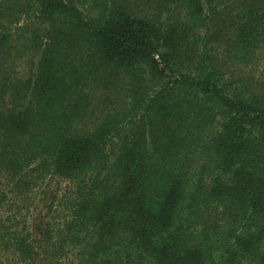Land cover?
Segmentation results:
<instances>
[{
    "label": "trees",
    "instance_id": "1",
    "mask_svg": "<svg viewBox=\"0 0 264 264\" xmlns=\"http://www.w3.org/2000/svg\"><path fill=\"white\" fill-rule=\"evenodd\" d=\"M262 60L264 0H0V264H264Z\"/></svg>",
    "mask_w": 264,
    "mask_h": 264
},
{
    "label": "rangeland",
    "instance_id": "2",
    "mask_svg": "<svg viewBox=\"0 0 264 264\" xmlns=\"http://www.w3.org/2000/svg\"><path fill=\"white\" fill-rule=\"evenodd\" d=\"M24 22H25V21L22 20L20 24L24 26V24H25ZM155 59H156L157 61H159V57H158L157 55L155 56ZM143 65H144L145 67L150 65V64H149V58L144 60ZM25 68H26V67H25ZM245 71H246L247 73H250V72H251L249 69H245ZM254 72H255V73H254ZM254 72H253V75L255 76L256 80L261 79V78L264 79V60H262V61L259 63V66L257 67V69H254ZM251 73H252V72H251ZM150 76H151V73L148 74V77H150Z\"/></svg>",
    "mask_w": 264,
    "mask_h": 264
}]
</instances>
